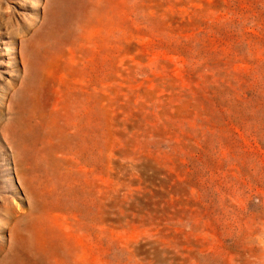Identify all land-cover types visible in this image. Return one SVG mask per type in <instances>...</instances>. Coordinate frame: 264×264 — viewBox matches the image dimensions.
<instances>
[{"label":"rangeland","instance_id":"1","mask_svg":"<svg viewBox=\"0 0 264 264\" xmlns=\"http://www.w3.org/2000/svg\"><path fill=\"white\" fill-rule=\"evenodd\" d=\"M0 264H264V0H0Z\"/></svg>","mask_w":264,"mask_h":264}]
</instances>
